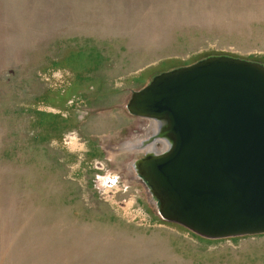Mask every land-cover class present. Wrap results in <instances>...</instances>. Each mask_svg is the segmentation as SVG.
<instances>
[{"label": "rangeland", "instance_id": "1", "mask_svg": "<svg viewBox=\"0 0 264 264\" xmlns=\"http://www.w3.org/2000/svg\"><path fill=\"white\" fill-rule=\"evenodd\" d=\"M211 55L264 64V0H0V264H264V235L162 221L129 171L131 92Z\"/></svg>", "mask_w": 264, "mask_h": 264}, {"label": "water", "instance_id": "2", "mask_svg": "<svg viewBox=\"0 0 264 264\" xmlns=\"http://www.w3.org/2000/svg\"><path fill=\"white\" fill-rule=\"evenodd\" d=\"M126 110L149 124L129 171L162 221L206 240L264 235V64L211 55L153 76Z\"/></svg>", "mask_w": 264, "mask_h": 264}, {"label": "built area", "instance_id": "3", "mask_svg": "<svg viewBox=\"0 0 264 264\" xmlns=\"http://www.w3.org/2000/svg\"><path fill=\"white\" fill-rule=\"evenodd\" d=\"M83 116H86L89 115V111H85V113H81ZM80 120V119H79ZM112 183H115V180H112V181H109V186L112 185Z\"/></svg>", "mask_w": 264, "mask_h": 264}, {"label": "flooded vegetation", "instance_id": "4", "mask_svg": "<svg viewBox=\"0 0 264 264\" xmlns=\"http://www.w3.org/2000/svg\"><path fill=\"white\" fill-rule=\"evenodd\" d=\"M135 179H137V178H135ZM137 181L139 182V184L145 189V187H144V184L142 183V181L141 180H139V179H137ZM146 190V189H145Z\"/></svg>", "mask_w": 264, "mask_h": 264}, {"label": "bare ground", "instance_id": "5", "mask_svg": "<svg viewBox=\"0 0 264 264\" xmlns=\"http://www.w3.org/2000/svg\"><path fill=\"white\" fill-rule=\"evenodd\" d=\"M149 150V149H148Z\"/></svg>", "mask_w": 264, "mask_h": 264}]
</instances>
